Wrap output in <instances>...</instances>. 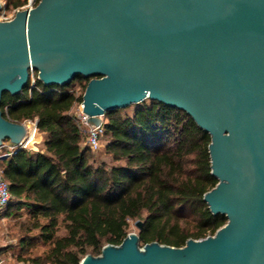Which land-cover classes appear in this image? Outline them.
<instances>
[{
    "label": "water",
    "instance_id": "water-1",
    "mask_svg": "<svg viewBox=\"0 0 264 264\" xmlns=\"http://www.w3.org/2000/svg\"><path fill=\"white\" fill-rule=\"evenodd\" d=\"M32 71L45 85L88 79L81 110L95 125L149 98L210 136L218 182L203 200L225 224L179 247L129 232L79 264H264V0H38L0 21V100ZM26 131L0 110V145Z\"/></svg>",
    "mask_w": 264,
    "mask_h": 264
},
{
    "label": "trees",
    "instance_id": "trees-1",
    "mask_svg": "<svg viewBox=\"0 0 264 264\" xmlns=\"http://www.w3.org/2000/svg\"><path fill=\"white\" fill-rule=\"evenodd\" d=\"M26 2L4 0V8L17 10ZM87 81L78 75L66 85H45L32 71L19 93L1 96L5 118L34 120L43 135L39 150L20 148L0 160L12 196L2 214L19 220L22 252L47 246L21 259L79 264L105 244H120L129 221L137 219L140 246L157 241L179 247L213 235L227 218L212 214L203 200L218 182L211 174L209 134L184 110L146 98L131 104V113L130 105L104 113V150L115 164L96 162L72 116Z\"/></svg>",
    "mask_w": 264,
    "mask_h": 264
},
{
    "label": "rangeland",
    "instance_id": "rangeland-1",
    "mask_svg": "<svg viewBox=\"0 0 264 264\" xmlns=\"http://www.w3.org/2000/svg\"><path fill=\"white\" fill-rule=\"evenodd\" d=\"M4 4V0H0ZM21 8V7H20ZM19 8V9H20ZM18 10V9H17ZM16 12V9H5L4 7L0 10V21L2 20H8L14 16ZM74 85V83H72ZM134 105H130L127 109L129 113L132 112ZM79 105H76L72 113H75L78 111ZM26 126V134L29 135L31 133V130L33 129V120H24L23 121ZM39 138L36 140L33 144H28V148L31 151H37L41 146L42 141V133L39 132ZM84 137V136H83ZM106 138L101 137L100 138V146L96 150H92L93 158L96 160V162L99 161H105L107 165L115 164V162L112 161L111 156L105 152L104 146H105ZM3 216V215H2ZM0 215V264H28L27 262L23 261L21 257L29 256V255H38L41 254L47 246L41 243H38L36 246L32 247L26 252H22V249L19 245L20 237L22 236V232L19 229L18 222L19 220L13 216H4L2 217ZM138 227L135 225V220L129 221V232H135L137 233ZM60 233L63 232V228L60 227L58 229Z\"/></svg>",
    "mask_w": 264,
    "mask_h": 264
},
{
    "label": "built area",
    "instance_id": "built-area-1",
    "mask_svg": "<svg viewBox=\"0 0 264 264\" xmlns=\"http://www.w3.org/2000/svg\"><path fill=\"white\" fill-rule=\"evenodd\" d=\"M38 0H27V2L20 8H31L33 7ZM33 81V79H32ZM74 91L76 94L81 92V86L76 85L74 87ZM78 111L72 113L74 122L76 123L79 131L84 136V143L90 147L91 150H96L100 146V138L104 135V127H103V119L102 121L95 125L89 121V116L85 114L82 110V104L79 103ZM34 121V120H33ZM33 130L37 131L36 122H33ZM28 132V131H27ZM28 134V133H27ZM25 135V138L19 141L18 143H14L8 139H5L0 145V160L14 153L16 150L20 148H25L29 150L28 146V135ZM30 134V133H29ZM12 200L11 193L8 188V183L4 179L2 175V170L0 169V215L2 216V212L7 204ZM4 218V215L1 217Z\"/></svg>",
    "mask_w": 264,
    "mask_h": 264
},
{
    "label": "bare ground",
    "instance_id": "bare-ground-1",
    "mask_svg": "<svg viewBox=\"0 0 264 264\" xmlns=\"http://www.w3.org/2000/svg\"><path fill=\"white\" fill-rule=\"evenodd\" d=\"M39 133L35 130H31V133L28 135V144H33L39 138Z\"/></svg>",
    "mask_w": 264,
    "mask_h": 264
}]
</instances>
